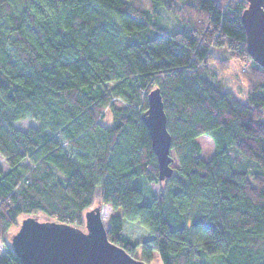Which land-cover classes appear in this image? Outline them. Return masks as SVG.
Masks as SVG:
<instances>
[{"label":"trees","instance_id":"1","mask_svg":"<svg viewBox=\"0 0 264 264\" xmlns=\"http://www.w3.org/2000/svg\"><path fill=\"white\" fill-rule=\"evenodd\" d=\"M247 6L0 0V264H22L11 231L23 217L82 228L99 205L113 210L109 241L148 264L155 252L162 264H264V69L248 53ZM229 59L250 63L247 103L219 78ZM156 88L178 165L164 181L142 119ZM26 119L37 125L15 126ZM125 220L152 238L132 241Z\"/></svg>","mask_w":264,"mask_h":264},{"label":"water","instance_id":"2","mask_svg":"<svg viewBox=\"0 0 264 264\" xmlns=\"http://www.w3.org/2000/svg\"><path fill=\"white\" fill-rule=\"evenodd\" d=\"M242 23L251 59L264 69V0H246ZM159 165V180L172 177L175 158L167 115L159 88L148 95V109L142 115ZM102 206L85 213V230L37 216L22 219L12 235L14 252L22 264H148L132 257L109 241L101 216Z\"/></svg>","mask_w":264,"mask_h":264},{"label":"rangeland","instance_id":"3","mask_svg":"<svg viewBox=\"0 0 264 264\" xmlns=\"http://www.w3.org/2000/svg\"><path fill=\"white\" fill-rule=\"evenodd\" d=\"M228 53V52H227ZM227 53H225L227 55ZM225 55V56H226ZM230 63V69L223 75H220V79L223 80L225 85L227 86V89L233 92L238 99L242 103L248 102V87L246 86L245 82L243 81V73L250 72V63L248 61H241L239 59H229ZM106 124H112V118L111 115L108 114L105 121ZM37 122L34 120L26 119L19 121L15 124L16 127L27 130L31 126H36ZM198 142L200 143L202 147V153L201 157L204 160H209L213 154H214V144L213 140L208 136H202L198 139ZM173 156L175 157V154L173 153ZM24 165L30 166V163L28 161L24 162ZM174 169L178 167L176 163L173 164ZM0 170L2 171H8L9 166L5 159H3L0 156ZM134 185L141 190L143 194L142 203L149 204L153 200L152 190L149 185L144 184L141 182L140 178L134 179ZM153 192L155 195H159L160 192V185L153 184L152 185ZM101 216L103 219V223L105 227L108 229L110 225V216L113 213L112 208L109 205H102V211ZM26 217H23L24 219ZM42 220H47L43 215L40 214L39 216ZM20 220V223L22 221ZM81 229L85 230V226H83ZM18 229L14 228L11 231V237L12 235L17 231ZM124 233L125 235L130 238L132 241H140V240H148L152 238V235L139 223V222H131L128 220L124 221ZM4 249L0 246V259L4 256ZM140 255V251H138L137 256ZM151 264H162L160 261L159 254L157 252L153 255V260Z\"/></svg>","mask_w":264,"mask_h":264}]
</instances>
